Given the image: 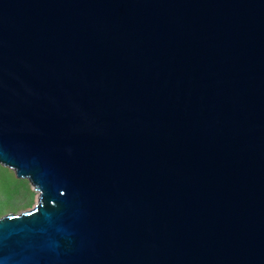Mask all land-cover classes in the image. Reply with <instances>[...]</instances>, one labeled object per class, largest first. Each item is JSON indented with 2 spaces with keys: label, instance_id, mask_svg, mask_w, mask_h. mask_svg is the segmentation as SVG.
<instances>
[{
  "label": "water",
  "instance_id": "obj_1",
  "mask_svg": "<svg viewBox=\"0 0 264 264\" xmlns=\"http://www.w3.org/2000/svg\"><path fill=\"white\" fill-rule=\"evenodd\" d=\"M0 166V264H264V0H0Z\"/></svg>",
  "mask_w": 264,
  "mask_h": 264
},
{
  "label": "rangeland",
  "instance_id": "obj_2",
  "mask_svg": "<svg viewBox=\"0 0 264 264\" xmlns=\"http://www.w3.org/2000/svg\"><path fill=\"white\" fill-rule=\"evenodd\" d=\"M38 193L26 179H17L14 172L0 166V218L32 210Z\"/></svg>",
  "mask_w": 264,
  "mask_h": 264
}]
</instances>
